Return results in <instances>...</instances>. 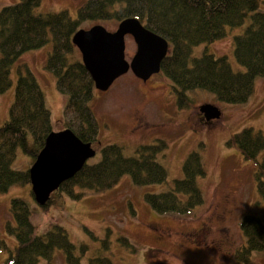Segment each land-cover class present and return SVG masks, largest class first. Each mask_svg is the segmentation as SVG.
Segmentation results:
<instances>
[{"label":"trees","instance_id":"trees-1","mask_svg":"<svg viewBox=\"0 0 264 264\" xmlns=\"http://www.w3.org/2000/svg\"><path fill=\"white\" fill-rule=\"evenodd\" d=\"M39 3L40 0H17L0 9V93L10 87V69L21 55L50 42L45 68L54 75L57 91L67 97L61 114L63 130H70L84 144L100 146L98 122L89 106L93 82L81 60L72 59V36L85 21L119 23L136 18L165 39L171 49L162 59L159 73L172 84L179 108L191 106L187 92L196 89L205 90L224 103H243L253 93L255 78H264V12L259 10L264 0H86L74 19L67 11L37 14ZM247 19L242 32L233 38L234 58L243 72L233 71L225 56L203 53L191 58L193 46L220 40L226 36V28L242 27ZM23 71L19 65L8 119L0 126V193L12 186L29 185L28 170L11 168L15 153L21 150L32 164L52 132L42 91L32 73L24 66ZM226 145L235 147L244 159L256 160L264 150V133L245 128ZM163 146L162 142L140 146L131 157L124 156L117 145L103 146L99 160L85 164L62 182L42 207L58 205L55 198L61 194L79 198L82 193L75 192V188L107 191L123 176H128L136 187L166 183V171L156 158ZM205 175L199 152L191 151L183 162L182 178L173 180L167 191L146 193L144 200L158 214L188 215L203 204L197 180ZM254 183L264 203L262 162L257 164ZM8 215L5 231L14 239V246L10 248L0 240V251H6L8 264H38L40 259L51 264L55 251L62 252L64 264H82L62 227L53 225L49 231L37 233L22 199L10 201ZM239 229L244 242L235 249L234 258L237 263L246 264L252 253L264 250V217L247 214ZM119 242L135 252L127 238L120 237ZM85 249L80 246L81 252ZM87 264L112 263L107 258H93Z\"/></svg>","mask_w":264,"mask_h":264},{"label":"rangeland","instance_id":"rangeland-1","mask_svg":"<svg viewBox=\"0 0 264 264\" xmlns=\"http://www.w3.org/2000/svg\"><path fill=\"white\" fill-rule=\"evenodd\" d=\"M85 1L40 0L35 13L67 11L74 19L78 7ZM16 2L0 0V9ZM259 10L264 12V3ZM247 23L248 19L242 27L226 28V36L220 40L193 46L191 58L203 53L225 56L233 71L243 72L244 68L234 58L233 38ZM94 25L109 32L117 27L115 21H85L79 27L89 29ZM50 49L48 42L39 49L27 51L11 67V85L0 93V126L8 119L20 65L21 71L24 66L32 73L42 91L51 115L52 132L63 130L61 114L67 97L57 91L54 75L45 68ZM170 49L171 46L168 52ZM135 50L132 38L126 36L127 61ZM72 59L80 60L76 48ZM187 97L191 106L179 108L172 84L162 73L143 82L130 70L117 78L107 91L93 90L89 106L98 122L100 146H92L95 154L86 164L96 163L105 145H117L124 156L131 157L140 146L162 142L164 146L156 158L166 171L167 182L136 187L128 176H123L107 191L75 188V192L82 193L79 198L61 194L55 198L58 205L53 203L48 207L36 204L30 184L12 186L0 193V240L10 248L14 246V239L5 231V223L9 220L10 201L18 198L27 204L38 234L49 231L53 225L66 231L82 264L93 258H107L112 264H239L234 251L244 242L239 229L241 219L247 214L264 217V203L254 183L258 162L264 164V150L256 160H247L226 143L245 128L264 133V78H255L253 93L239 104L221 102L201 89L187 92ZM201 107L215 110L218 116L207 119L199 112ZM191 151L199 152L206 172L197 180L203 204L188 215L154 212L146 204L144 195L167 191L173 180L182 178V165ZM30 165L31 159L18 149L11 168L26 171ZM199 229L204 230V239L198 245L191 244L187 234ZM120 237L127 238L135 252L122 246ZM219 238L227 240L221 250L213 246V241ZM80 246L86 249L81 252ZM6 258V251L1 250L0 264H8ZM38 264L47 263L40 259ZM51 264H64L61 251H55ZM246 264H264V250L252 253Z\"/></svg>","mask_w":264,"mask_h":264},{"label":"water","instance_id":"water-1","mask_svg":"<svg viewBox=\"0 0 264 264\" xmlns=\"http://www.w3.org/2000/svg\"><path fill=\"white\" fill-rule=\"evenodd\" d=\"M126 36H130L136 46L130 61L125 58ZM71 43L78 50L94 89L100 92L107 91L128 70L146 82L159 73L160 63L168 52L167 41L146 29L136 18L122 20L112 32L100 25L79 29ZM199 112L207 119L218 116L209 107H201ZM94 154L91 145L82 143L70 130L51 132L28 169L36 204L44 206L60 184L72 178Z\"/></svg>","mask_w":264,"mask_h":264},{"label":"flooded vegetation","instance_id":"flooded-vegetation-1","mask_svg":"<svg viewBox=\"0 0 264 264\" xmlns=\"http://www.w3.org/2000/svg\"><path fill=\"white\" fill-rule=\"evenodd\" d=\"M220 215L223 216L224 212L220 213ZM187 236L191 237V239H190L191 244L198 245L204 239L205 233H204L203 229H199V230H194L190 234H187ZM213 242H214L213 246L216 247L217 249L221 250L226 245L227 240H224L223 238L222 239L219 238V240L213 241Z\"/></svg>","mask_w":264,"mask_h":264}]
</instances>
